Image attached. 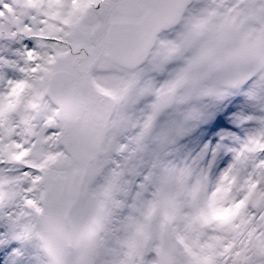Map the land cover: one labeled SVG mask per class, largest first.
<instances>
[{
  "label": "snow or ice",
  "instance_id": "snow-or-ice-1",
  "mask_svg": "<svg viewBox=\"0 0 264 264\" xmlns=\"http://www.w3.org/2000/svg\"><path fill=\"white\" fill-rule=\"evenodd\" d=\"M0 264H264V0H0Z\"/></svg>",
  "mask_w": 264,
  "mask_h": 264
}]
</instances>
